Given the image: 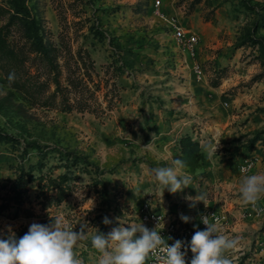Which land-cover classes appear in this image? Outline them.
Returning <instances> with one entry per match:
<instances>
[{"label": "rangeland", "instance_id": "obj_1", "mask_svg": "<svg viewBox=\"0 0 264 264\" xmlns=\"http://www.w3.org/2000/svg\"><path fill=\"white\" fill-rule=\"evenodd\" d=\"M11 1L0 0V37L8 47L25 41L19 22H9ZM22 2L53 43L56 67L28 53L26 74L40 83L32 96L13 88L0 67V131L9 136L0 140V230L11 226L20 238L30 224L62 216L75 231L85 224V235L104 233L105 216L144 196L158 208L169 201L177 215L179 206L186 216L195 213L190 223L198 230L199 212L210 207L227 210L235 238L263 235L264 198L243 205L238 187L242 175L264 173V0ZM157 11L198 33L199 79ZM1 49L0 57L7 54ZM54 76L69 110L60 108V93L51 95ZM47 98L54 104H44ZM215 138L210 159L203 146ZM249 156L255 166L242 171ZM173 158L184 162L194 192L165 189L161 198L147 173ZM19 165L33 180L18 184L17 194ZM198 193L206 200L190 207L184 197ZM89 199L94 208L86 212ZM74 251L85 264L100 254L90 236Z\"/></svg>", "mask_w": 264, "mask_h": 264}, {"label": "clouds", "instance_id": "obj_2", "mask_svg": "<svg viewBox=\"0 0 264 264\" xmlns=\"http://www.w3.org/2000/svg\"><path fill=\"white\" fill-rule=\"evenodd\" d=\"M7 78L11 83L15 77L10 73ZM219 143L220 138H215V142L209 141L203 146L210 159L217 155ZM184 168L185 164L180 158H173L167 166L148 170L147 174L151 182L157 185L161 198L165 189L175 194L192 184V176L183 171ZM238 194L243 205L255 206L259 199L264 198V173L242 175ZM79 197L81 199L83 196L80 194ZM184 198L192 202L190 207H194L195 202L206 200V194L198 193L195 197ZM89 200L91 204L86 212L94 208L93 201ZM179 218L185 223L190 221V217L183 214ZM117 219L118 226L112 227L107 234L94 228V232L85 235V224L75 231L76 224L62 216L52 219L51 224H30L28 231L20 238L16 237L11 226H6V231L0 230V264H83L74 249L80 240L89 236L92 248L100 253L97 264H146L150 255L155 257L157 264H186L188 250L192 253L190 264H234L226 253L236 250L239 240L223 233L219 219L209 223L207 217L202 216L201 221L206 226L204 230L195 231L187 243L176 239L172 244L167 242L172 237L165 240L160 234L165 227L163 218L162 222L157 219L152 229L142 223ZM102 223L109 225L112 221L105 216ZM125 224L128 226L125 227Z\"/></svg>", "mask_w": 264, "mask_h": 264}, {"label": "built area", "instance_id": "obj_3", "mask_svg": "<svg viewBox=\"0 0 264 264\" xmlns=\"http://www.w3.org/2000/svg\"><path fill=\"white\" fill-rule=\"evenodd\" d=\"M156 4H159V0H156ZM160 19L165 22V24L171 29L172 34L176 42L180 45L182 50L186 52L190 57H192L191 68L196 78H200L203 75L202 66L198 60V43L199 35L198 33L185 29L180 21L173 15H167L162 11H157ZM256 159L254 157L245 158L242 163H240V169L242 171H250L255 166ZM128 214L124 216L123 221L128 223H142L149 229H152L157 224V219H160L165 225L164 229L160 234L167 240V242L172 244L174 240L181 239L186 243L190 241L191 236L197 231V227L193 223H185L181 221L179 216L170 210H158L155 209L154 205L149 201L148 197H141L135 205L127 204L122 207ZM206 216L209 223H214L217 219L220 220V227L224 234L235 238V232L230 229V219L226 209L215 210L210 207L203 208L199 214V224L201 230H204L206 226L202 223L201 217ZM114 222H117L114 224ZM119 221L115 220L109 225H105L104 233L110 232L112 227L118 226ZM125 227L128 225L125 224ZM137 235H139L137 233ZM253 244V245H252ZM183 251V249H182ZM229 258L233 259L234 264H264V233L263 235H258V237L252 242L248 247L240 246L236 250L226 253ZM192 253L190 250L187 252L186 264H190ZM82 260V257H79ZM83 261V260H82ZM83 264H85L83 262ZM97 264V263H95ZM146 264H157L155 257L149 256Z\"/></svg>", "mask_w": 264, "mask_h": 264}, {"label": "trees", "instance_id": "obj_4", "mask_svg": "<svg viewBox=\"0 0 264 264\" xmlns=\"http://www.w3.org/2000/svg\"><path fill=\"white\" fill-rule=\"evenodd\" d=\"M11 3L14 7V12L11 13L9 22H19L18 25H20L18 28L25 38V41L23 45H13L8 47L0 37V49H4V51L7 53L0 57V59L4 58L6 60L2 64L0 63V67L3 69L8 82V75L10 73L14 74V80L11 83L9 82L13 88L23 90L31 96L39 95L40 83L32 80L31 77L26 74V69L24 68L25 60L28 57V53H35L38 55V57L45 60V63L49 65L50 69H54L56 67L54 54L55 47L53 43L44 36L38 21L33 15L29 13V11L23 5L22 0H12ZM96 30V32H98L100 35H103V31L101 29L99 30L98 26L96 27ZM4 46H6V48ZM54 77L56 88L53 90L51 95L53 96L55 93H60L62 95V105L60 108L62 110H69L72 108V103H69L66 93L61 91L62 89L59 85V80L56 78V76ZM42 102H44L46 105H49L50 103L54 104V101H50L48 98L44 99ZM8 137L9 136H7L6 133L0 131V140ZM19 167L20 171L16 175V180L13 185L14 192L17 194H20V191L18 190V184L25 187L29 181L33 180V175L29 173L30 170L26 172L24 171L23 165H19Z\"/></svg>", "mask_w": 264, "mask_h": 264}, {"label": "crops", "instance_id": "obj_5", "mask_svg": "<svg viewBox=\"0 0 264 264\" xmlns=\"http://www.w3.org/2000/svg\"><path fill=\"white\" fill-rule=\"evenodd\" d=\"M190 106H192V107H194V108H196L197 106H200V105H190ZM234 106H237V105H234ZM248 109H250V108H248ZM247 115V114H246ZM252 115V114H251ZM251 115H250V119H248V121L250 120V121H252L251 120ZM237 116H238V114H237ZM249 122H246L245 124H244V129L246 130V131H248L249 129H250V127H249ZM251 126V125H250ZM190 190H192L191 189V186L190 187H188L187 189H186V193H187V191H190ZM192 193L194 192V190H192L191 191ZM191 192H188L187 194H192ZM137 203H138V199H137ZM137 203H131L130 205H135V204H137ZM155 203V202H154ZM164 203H162V205H163ZM169 205H171V203H169V201H167L166 202V204H165V207H163L162 206V208H158V206L156 205V203H155V205H154V207H155V209H158V210H170V206ZM179 208V210L182 208L181 206H179L178 207ZM226 208V207H225ZM177 209V208H176ZM115 210V212H116V214H114L113 215V217H109V219L110 220H118L117 218H120L121 220H123L124 219V216H126L128 213L127 212H125L126 210L125 209H123L122 208V206L120 207L119 206V208L118 209H114ZM179 210H177V213H178V215H180V214H183V215H185V212H182V211H179ZM171 211V210H170ZM231 211V210H230ZM232 211L233 212H235L234 214H236L237 213V210L236 209H232ZM174 213V212H173ZM194 215H195V213H193V214H189L188 216L190 217V219L191 220H193L195 217H194ZM111 218H113V219H111ZM113 222V221H112ZM103 224V223H102ZM105 225V224H104ZM248 231V230H247ZM250 231V230H249ZM242 232V231H241ZM253 232V231H252ZM247 233L245 236H237L238 235V233H236V238H238V240H239V243H238V245H237V247H240V246H245V247H248L252 242H254V240H253V233ZM257 237H258V235H257ZM99 256H100V254H98Z\"/></svg>", "mask_w": 264, "mask_h": 264}]
</instances>
